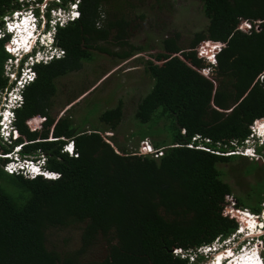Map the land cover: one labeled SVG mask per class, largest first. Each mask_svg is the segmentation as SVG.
Returning <instances> with one entry per match:
<instances>
[{"label":"trees","instance_id":"16d2710c","mask_svg":"<svg viewBox=\"0 0 264 264\" xmlns=\"http://www.w3.org/2000/svg\"><path fill=\"white\" fill-rule=\"evenodd\" d=\"M135 4L80 0V17L58 31L64 57L33 67L35 79L24 89V105L17 112L18 137L11 143L0 140V152L20 143L21 153L41 152L46 168L59 175L28 179L11 174L2 168L7 159L0 157V264H190L188 256L173 249L194 250L236 229L226 200L232 187L219 165L239 157L224 153L241 144L254 119L264 117V0H201L206 26L186 41L179 42L178 33L166 36L162 50L144 60L153 85L138 99L134 117L151 123L140 139L154 127L155 135L164 134L153 142L161 148L157 158L117 149L113 136L102 134L121 121L122 100L100 112L102 127L84 128L73 123L71 114L56 120L51 114L56 78L79 70L92 59V50L120 60L142 50L128 41L126 31L127 6L140 20L145 17ZM16 6L17 0H0V14ZM102 9L111 12L105 23ZM243 20L251 25L247 30L238 28ZM111 39L127 49L98 43ZM204 39L225 42L215 64L194 49ZM3 43L0 90L8 85L4 65L10 56ZM83 89L68 103L89 88ZM35 116L43 118L42 126L30 128L26 121ZM64 139L74 142L76 155L62 150ZM261 163L247 161L236 169L261 174L255 205L236 196V207L255 213L264 208ZM239 215L249 227L252 215Z\"/></svg>","mask_w":264,"mask_h":264},{"label":"rangeland","instance_id":"374dc122","mask_svg":"<svg viewBox=\"0 0 264 264\" xmlns=\"http://www.w3.org/2000/svg\"><path fill=\"white\" fill-rule=\"evenodd\" d=\"M131 1L136 3L134 6H139L137 13L144 12L145 17L140 20L133 11L134 7L126 5L127 19L130 22L126 29L128 41L136 46L140 45L142 50L122 60L99 50H92V59L83 61L79 70L70 71L56 78V93L51 100L52 107L50 111L56 119L62 115L71 114L73 123L84 128L94 125L102 127L103 124L98 120L100 112L115 106L119 100H122L123 117L121 121L115 129L102 132V134L106 137L113 136L114 147L117 149L124 146L128 151L139 153L145 139L153 144L154 140H160L164 137V134L155 135L154 129L156 127L153 128L151 135L143 139L139 137L142 130L148 128L151 124L150 122L143 124L134 117L138 99L147 93L153 85V79L146 71L144 60L153 59L150 55L162 50V40L166 36L171 37L174 33H178L179 42L189 40L195 31L206 26L208 20L203 13L201 0ZM102 10L101 21L105 23L111 12H106L105 9ZM116 33L117 31L114 30L113 35ZM113 41L111 39L109 42L104 40L98 41V43L116 51L127 49V47L121 48ZM8 68L7 66L6 70ZM92 85L94 86L90 88ZM81 89H83L82 92L88 90L68 103L75 95L74 93ZM93 108H96L97 111H94ZM65 109L67 110L63 112ZM39 121V118H35L30 121V124L35 127ZM40 124L38 125L40 126ZM162 124L163 121L158 126H162ZM258 128L259 124L257 122L256 129ZM244 142H246L244 146H247L251 141L245 140ZM239 152H243V150L239 149ZM242 156L239 155L234 160L224 162L219 166L224 172L223 180L232 187V194L228 195L227 198L232 197L234 200L236 196H240L245 200V204L250 207V205H255L253 194L260 187L256 183L261 174H259L258 169L251 173L237 171L238 168L242 170V164H247V161H256L255 159L250 160L252 157L243 156L244 158H242ZM260 158L264 167V157ZM249 192L253 196L251 199L246 198ZM261 211L259 212L261 213ZM198 262L199 264H205V262L209 264L212 260L206 258L205 260L199 259Z\"/></svg>","mask_w":264,"mask_h":264},{"label":"clouds","instance_id":"9594fccd","mask_svg":"<svg viewBox=\"0 0 264 264\" xmlns=\"http://www.w3.org/2000/svg\"><path fill=\"white\" fill-rule=\"evenodd\" d=\"M79 2L80 0H67L64 3L62 0H17L16 7L0 14V40L4 41L3 47L10 55L4 65V74L8 78V85L4 90H0L1 141L11 143L18 137L17 112L24 105V89L35 79L33 67L40 64H47L53 60L64 57L65 50L58 44L57 41L58 31L60 28L66 27L80 17ZM249 27H251V25ZM207 43L209 44L208 46H206ZM224 46L225 42L223 41L204 39L201 40L194 49L198 51L199 55L202 56L207 63L215 64V55ZM206 49L211 50V53H213L214 56V61L206 55ZM7 66L9 68L6 70ZM11 73L14 74L13 77H11ZM35 118L40 119L38 122V124L41 123L40 126L38 124L35 127L31 126L30 121ZM42 121L43 118L41 116H35L28 119L26 123L30 128H39L42 126ZM257 122L259 124L258 129H256ZM262 124H264V117L254 119L249 125L250 132L248 136L241 142V144H237L234 150H230L224 154L235 153L236 155L252 157V159L255 160L261 159L260 157L263 158L264 131L260 130V126ZM50 134V138L52 139V130L50 131ZM194 138L196 137H193V139ZM204 140L208 141L207 138ZM245 140H249L251 142L247 146H244V144H246V142H244ZM145 141L148 143L150 148L144 143L138 154L150 155L155 158L161 155V148L155 147L148 139H145ZM191 144L192 142L189 143V146ZM68 148L71 149V151H69ZM74 148V142L72 140L64 139V143L62 145L63 151L69 155H76L74 153ZM200 148L205 147L201 146ZM239 149L243 150V152H239ZM21 150L22 144L19 143L14 145L12 151L10 152H0V157L7 159L2 162V168L6 172L11 174L18 173L28 179H34L38 176L49 179L58 177L59 174L57 172L46 168V156L44 154L38 152L24 155L21 153ZM216 153L219 152L216 151ZM219 154L223 153L221 152ZM227 196L228 195H226V200L232 209L233 215L236 217V221L238 222L236 229L233 231L238 236L235 238L236 251H234L239 253L243 247L247 246V249L254 250L256 255L255 261L259 264H264V208L261 209V213H255L250 211L248 208L236 207V201L235 203H232L227 199ZM240 212L242 214H250L255 217L257 216L256 218L259 221L262 220V226L257 229L259 232H256V234H251L249 232L250 230L247 223L245 225L243 216L239 215ZM209 244L211 246L206 253L199 252L197 250L198 247L192 250L195 251V259L193 261H190L189 259V263L199 264V259L205 260L206 258H210V260H212L210 264H213V258L217 256L216 252L218 251H223V256H225L223 261L219 264L233 263L234 255L229 252L225 243L218 241L216 244L212 241ZM179 249L183 250L182 248Z\"/></svg>","mask_w":264,"mask_h":264},{"label":"built area","instance_id":"2783aa9c","mask_svg":"<svg viewBox=\"0 0 264 264\" xmlns=\"http://www.w3.org/2000/svg\"><path fill=\"white\" fill-rule=\"evenodd\" d=\"M249 26H250V24L246 20H243L239 24V28H243V29H247V28H249ZM208 45L209 44L207 43L206 46H208ZM205 51H206L205 52L206 55H208L210 57V59L212 61H214V56H213V53H211V50L210 49H206ZM10 75H11V77L14 76L13 73H11ZM252 129H253V127H252ZM145 145L147 147H149L148 143L146 141H145ZM68 150L71 151V149H69V148H68ZM8 169L11 170L10 168H8ZM227 199L229 201H231L232 203H235V200H233L232 197L227 198ZM237 237H238L237 234L235 232H233L229 236H226L224 239L217 237V238H215V240L213 242H217L218 243V241H219L221 243L222 242L225 243V245L228 248L229 252L234 255V259L235 260L233 261V264L236 263V260H237V262H241L243 259H246V258H249V257L253 256V254L256 257V255L254 253V250L253 249H247V247H243L242 250L239 253L235 252L236 251L235 250V247H236L235 238H237ZM210 246H211L210 244L209 245H203V246L198 247L197 250L199 252L206 253L208 251V249H210ZM173 251H174L175 254H180L182 257L188 256L190 261H193L195 259V251L189 250L187 252H184L183 250H181L179 248L178 249H174ZM254 260H256V258Z\"/></svg>","mask_w":264,"mask_h":264},{"label":"bare ground","instance_id":"6f19581e","mask_svg":"<svg viewBox=\"0 0 264 264\" xmlns=\"http://www.w3.org/2000/svg\"><path fill=\"white\" fill-rule=\"evenodd\" d=\"M260 130H262V131H264V124H262L261 126H260ZM262 226V220H258L255 216H253L252 215V221H251V223L249 224V232L251 233V234H255L256 232H259L257 229L259 228V227H261ZM244 230V229H243ZM247 247V246H246ZM227 253V252H226ZM223 254H224V252L223 251H218V252H216V257L215 258H213L214 260V263L213 264H219L221 261H223V259H224V257L225 256H223ZM231 255V254H230ZM256 257L254 256V254H253V256H251V257H249V258H246V259H243L241 262H237V260H236V263L235 264H259L258 262H256L254 259H255ZM235 260V259H234ZM205 264H208L207 262H205ZM210 264V263H209ZM233 264V263H232Z\"/></svg>","mask_w":264,"mask_h":264},{"label":"snow or ice","instance_id":"6c2138e0","mask_svg":"<svg viewBox=\"0 0 264 264\" xmlns=\"http://www.w3.org/2000/svg\"><path fill=\"white\" fill-rule=\"evenodd\" d=\"M242 231V230H241Z\"/></svg>","mask_w":264,"mask_h":264}]
</instances>
